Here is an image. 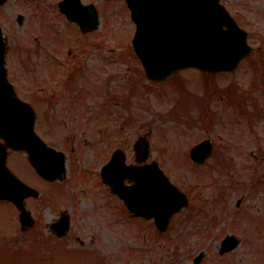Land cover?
<instances>
[{
    "label": "rangeland",
    "instance_id": "374dc122",
    "mask_svg": "<svg viewBox=\"0 0 264 264\" xmlns=\"http://www.w3.org/2000/svg\"><path fill=\"white\" fill-rule=\"evenodd\" d=\"M224 1L242 15L241 26L255 53L229 73L213 75L191 69L157 85L140 78L142 69L130 43L135 26L124 0H83L98 11L101 28L97 34L107 31V63L103 67L102 59L89 50L93 66H86L93 70L79 82L84 85L90 78L95 85V91L90 89L93 98L107 99V159L116 148L131 159L133 142L151 132V159L159 162L183 192L193 188L191 205L176 214L166 233L161 234L149 222L137 225L125 217L120 200L108 188L93 191L89 185L94 182L81 183V154H71L79 168L73 166L67 182L57 188L30 182L33 177L27 164L12 161L11 166V155L9 167L18 177L38 190L48 189L50 207H42L37 201L34 208L41 206L37 209V228L22 233L17 214L6 202H0V264H192L199 253H203L200 264H264V223L255 222L260 216L264 222V0ZM21 5L8 0L0 7V27L6 41L21 42L27 34V26L15 22L18 13L26 14V7ZM29 25L36 27L32 21ZM56 27V35L66 33L60 23ZM116 49L120 52L115 56L110 51ZM20 83L25 86V82ZM18 93L25 100L28 93L33 94ZM203 105H210L214 120H199L196 113L206 114L199 110ZM206 135L218 144L229 141L239 148L238 167L233 172L237 182L244 181L245 186L235 189L227 199L228 216L218 204L203 207L207 193H215L213 188L206 184L196 187L197 183H215L217 171L188 167L189 146ZM254 181L262 183L261 188ZM249 185L250 195L246 194ZM241 195H245L243 202L236 209L234 204ZM62 209L70 214V231L63 242H55L46 225ZM247 214L255 222L245 234L248 238L220 256V239L232 233L235 221L246 219Z\"/></svg>",
    "mask_w": 264,
    "mask_h": 264
},
{
    "label": "flooded vegetation",
    "instance_id": "af4514ba",
    "mask_svg": "<svg viewBox=\"0 0 264 264\" xmlns=\"http://www.w3.org/2000/svg\"><path fill=\"white\" fill-rule=\"evenodd\" d=\"M15 1L22 3L21 7H26V14L18 13L15 17V22L17 26H27L28 29L27 34L21 37V42H10L7 39V78L12 84L16 95L33 107L36 113L34 131L40 140L56 155H64L66 174L63 177L61 176L62 179L47 180L42 178L31 167L28 154L22 151H9L6 160L7 164L9 165V157L12 155L10 160L11 166L12 161L17 165L19 163L28 165L25 166L29 169V173L33 177L32 180L30 179V182H34L35 180L36 183H43L45 188L47 186L57 188L67 182L70 173H73V166L75 169L79 168L75 164V160L72 161L70 158L71 154L77 152L81 154V169L78 170L81 173V183L87 185L86 183L92 184L94 182V185H89L93 187V191L102 190L103 192L104 187L108 188L109 193L114 195L112 193V187L104 183L100 177V170L107 163V99L93 98L90 89L95 91V85L90 78H88L84 85L79 83L85 81L86 77L93 70L86 66V64L92 65L90 61L91 55L93 54H90L89 50L96 52V55L102 59L100 63L103 67L107 63V31L102 34H97L101 28L100 23L96 26L94 15L92 14L90 18L85 13V10H83L82 14L83 26L79 23L70 22L67 16L60 11L63 0ZM221 1L225 3L226 8L235 21L239 25H242L241 19L243 17L239 11L234 8H229L228 4L230 5L231 3L227 4L224 0ZM80 2L82 6L90 7L92 12H95V7L89 5L90 3H84L83 0H80ZM67 6L71 8V6L74 7V4L70 3ZM29 21H32L36 25L34 29L28 27L30 26ZM57 22L66 27V33L64 35L55 34ZM87 48L88 53L86 51ZM24 78H27V80L24 81ZM140 78L142 79L143 77L140 76ZM21 81L25 82V86H22ZM157 85L160 84L157 83ZM24 91L32 92L33 94L28 93V99L25 100L18 93ZM203 106L205 107L203 109L199 108V110L201 112L202 110L206 111V114L203 117L196 113L197 117L200 118L199 120H214L216 115L209 110L210 105ZM237 107L239 109L241 108L240 106ZM205 133L207 134V132ZM146 136H148L146 142L148 143L150 152L151 136L147 134L143 137ZM139 138H142V136L139 135L136 139ZM205 141L210 146L208 158L202 161L193 160L191 157L192 149L200 143H205ZM117 149L121 150L119 148ZM121 151L125 154L123 150ZM198 152L201 153L200 150ZM19 153L23 156H19ZM125 156L126 165L135 168L134 170L149 171V169H154L157 166L164 171L159 162L151 159V154H149L145 161L139 163L136 162L137 158L134 153L131 159L127 158L126 154ZM238 157L239 148L236 144L233 142L229 143V141H219L218 144L214 138L208 135L189 146L188 167L211 169L212 171H217V175L219 176L215 183L212 181L204 184L197 183L196 187H206L208 185V188H213L215 191V193L206 192L208 201H204L203 207L209 203L218 204L220 206L219 210L223 212V215L228 216L225 210V205L228 203L227 199L230 195L233 196L235 189H242L245 186L244 181L237 182V175L233 172L238 167ZM140 158L142 159V156ZM76 161H79V158H76ZM53 162L57 165L59 160L54 159ZM92 167L95 168L92 169ZM262 176L264 180V175ZM263 180L262 183H264ZM254 182H256L257 187L261 188L262 183ZM26 184L39 192L38 197L30 194L24 200L23 208L33 218L31 227L24 231L27 233L37 228V209L41 206L49 208L50 205L47 195L49 193L48 189L38 190L31 183ZM122 186H134V183L123 181ZM250 187L251 185H249L248 192L246 193L248 195H250ZM203 191L205 190L203 189ZM190 192H193L192 187H188L183 192L186 197V207L184 210L188 209L191 205ZM137 193L138 190L137 192L131 189L125 190L123 200L120 201L122 206L119 205V207H122V212L125 217H129L134 223L139 225L145 221L143 218L133 214V212L138 213L140 210ZM243 196L245 195H241V198L236 200L234 204L236 209L240 208L244 199ZM37 201H41V206H38L36 209L34 205L38 204ZM7 204L11 206L13 213L17 214L16 216L18 218V208L13 203L7 202ZM259 210L261 211L262 209ZM229 212H231L230 209ZM249 216L247 214L245 215L246 219L235 221V228L232 229V233L226 234L220 239L218 253L220 249L226 248L227 246L233 247L230 251L232 252L241 245L242 241L244 242L245 238H248L245 237V234L248 232V229L251 230L250 227L252 224L255 222L264 223L263 217L261 216L255 222ZM233 217L234 214L232 213L229 219L231 220ZM66 218L69 220L68 232L62 237H59L58 234L60 232L57 226ZM146 222L151 223V220H147ZM70 224L71 217L69 212L62 209L58 211L57 216L51 218L46 226L50 235L55 238V242H63L69 235ZM24 232L22 231V233ZM227 237L231 239L228 243H224V239ZM51 245L54 246L53 242H51Z\"/></svg>",
    "mask_w": 264,
    "mask_h": 264
},
{
    "label": "water",
    "instance_id": "95a60500",
    "mask_svg": "<svg viewBox=\"0 0 264 264\" xmlns=\"http://www.w3.org/2000/svg\"><path fill=\"white\" fill-rule=\"evenodd\" d=\"M126 4L136 24L133 51L151 80L165 81L186 68L211 73L232 71L253 53L246 33L238 28L217 0H126ZM82 10L80 8L79 12ZM79 14H76L78 19L69 18L79 21ZM5 49L0 31V139L11 149L26 151L31 165L42 178L62 179L65 173L63 155L47 149L35 136L32 108L15 97L6 80ZM6 146L0 142V200L11 201L19 208V223L22 230H26L32 220L23 208V200L30 194L36 197L38 193L7 169ZM209 153L210 146L205 141L195 147L191 157L202 161ZM121 156L118 152L114 162L104 168L103 179L123 198L124 188L120 184L124 173L134 178L136 185L130 189L138 190L140 210L137 214L154 218L157 229L165 231L171 216L186 205L184 195L158 169L149 171L152 178H148L146 171L133 177L131 171L120 166ZM54 159L59 160L57 165ZM68 224L66 218L57 226L61 234L67 230ZM230 239L227 237L224 243ZM231 248H222L220 253ZM201 258L202 254L194 259L193 264H199Z\"/></svg>",
    "mask_w": 264,
    "mask_h": 264
}]
</instances>
